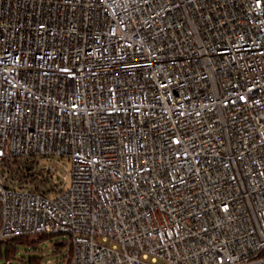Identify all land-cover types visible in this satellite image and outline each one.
Listing matches in <instances>:
<instances>
[{
    "label": "built area",
    "instance_id": "1",
    "mask_svg": "<svg viewBox=\"0 0 264 264\" xmlns=\"http://www.w3.org/2000/svg\"><path fill=\"white\" fill-rule=\"evenodd\" d=\"M40 233L264 264V0H0V240Z\"/></svg>",
    "mask_w": 264,
    "mask_h": 264
},
{
    "label": "rangeland",
    "instance_id": "2",
    "mask_svg": "<svg viewBox=\"0 0 264 264\" xmlns=\"http://www.w3.org/2000/svg\"><path fill=\"white\" fill-rule=\"evenodd\" d=\"M44 163L49 164L52 168L59 170L63 174L66 172L64 166L67 168L70 167L68 160L65 158L51 159L44 161ZM65 184L68 185V181ZM38 236L39 235L34 234V237ZM68 237L69 235L67 233H56L47 236L45 239L36 242L34 245L19 244L14 257L9 260L0 259V264H63V262L58 263V255L54 253V248L55 243L62 242L65 239H68ZM60 249L65 250L66 246L64 248H59V250Z\"/></svg>",
    "mask_w": 264,
    "mask_h": 264
},
{
    "label": "trees",
    "instance_id": "3",
    "mask_svg": "<svg viewBox=\"0 0 264 264\" xmlns=\"http://www.w3.org/2000/svg\"><path fill=\"white\" fill-rule=\"evenodd\" d=\"M52 234L56 233H40L37 234L39 235L38 237H34V235H22L19 237L2 239L0 240V259L9 260L10 258L14 257V254L19 244L34 245L36 242L41 241L47 236H51ZM65 246V250H59V248H64ZM54 253L58 255V263L63 262V264H68L72 255V244L70 241V237H68V239H65L62 242L55 243Z\"/></svg>",
    "mask_w": 264,
    "mask_h": 264
}]
</instances>
